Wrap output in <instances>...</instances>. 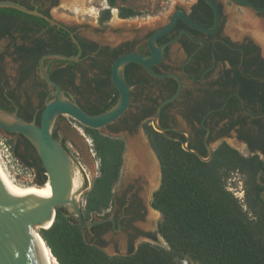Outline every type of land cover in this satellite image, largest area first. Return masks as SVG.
Segmentation results:
<instances>
[{"label": "trees", "instance_id": "obj_1", "mask_svg": "<svg viewBox=\"0 0 264 264\" xmlns=\"http://www.w3.org/2000/svg\"><path fill=\"white\" fill-rule=\"evenodd\" d=\"M14 1L26 4V0ZM107 1L110 8L119 7L123 18L139 13L132 7L119 6V0ZM108 18L109 10L102 19ZM59 32L41 16L0 7V40L9 39L7 53L19 63L17 84L32 77L35 81L42 54H76L77 49L67 51L68 41H59ZM0 59H4V54H0ZM66 70L59 67L52 72V77L80 93L74 79L60 78ZM251 90L245 88V92ZM14 97L15 92L8 89V83L0 82V107L13 111L11 98ZM24 119L32 121V116L24 114ZM83 128L91 137L99 160V173L84 195L82 211L87 222L108 215L124 166L126 141L101 129L84 125ZM145 130L161 163V183L153 194L152 206L162 213V220L157 232L142 233L153 241L160 234L167 246L153 241L135 245L131 240L126 253L111 254L100 234L103 224L85 228L75 211L62 207L57 209L49 228H40L59 264H182L185 259L200 264H264V158L258 153L245 155L223 142L211 160L204 161L195 152L186 150L174 136L159 132L149 124ZM17 138L15 142L10 139L16 156L34 171L36 182L43 183L47 175L35 146L20 133ZM235 172L245 177L247 209L227 186L230 175Z\"/></svg>", "mask_w": 264, "mask_h": 264}, {"label": "flooded vegetation", "instance_id": "obj_2", "mask_svg": "<svg viewBox=\"0 0 264 264\" xmlns=\"http://www.w3.org/2000/svg\"><path fill=\"white\" fill-rule=\"evenodd\" d=\"M215 1L222 14L221 24L215 32L206 33L178 18L174 27L156 40L158 46H163L164 56L152 65L153 70L159 73L173 72L183 80V88L179 96L162 108L159 117L161 125L177 128L180 131L166 130L162 133L181 140L182 146L187 141L189 146L198 149L201 153L205 152V156L209 155L207 145L213 148L214 155L219 145L227 142L245 155L258 153L264 158L263 47L251 33L245 32L237 40L225 34L224 2ZM225 1L246 8L264 22V12H254L247 4L235 0ZM251 1L260 6L264 5V0ZM59 2L60 0H26L25 4L31 9L42 11L56 21L53 23L44 18L50 26L60 30V42H69L67 51L72 52L77 49L76 54L66 55H78V59L45 58L47 71L52 77V72L59 67L68 69L60 75V78L63 81L74 79V85L82 93L85 87L87 89L84 97H75L81 106L87 110H106L112 107L120 96L112 77L114 61L128 52L150 55L149 37L166 23L150 30L142 37L135 36L117 45H111L81 35L76 25L54 18L51 9ZM179 9L185 10L189 17L198 23L206 26H212L214 23V11L206 0H191L189 9L177 5L170 17ZM174 45H177V51H181L182 55L171 56ZM40 57L36 67L37 77L35 81L33 80L38 88V102L34 104L29 97L21 100L15 93V97L11 98L13 111L6 110L17 113L23 118L24 114H29L35 123L39 116L37 124H40L42 111L45 104L53 98L52 92L55 89L40 75ZM124 74L130 85V105L119 119L101 130L122 137L124 133L132 134L142 128L147 135L146 124L153 126L152 119L159 104L177 91L178 80L173 76L156 77L144 65L137 62L128 63L124 68ZM52 78L60 83L66 92L74 96L73 86L64 87L61 82ZM247 87L252 88L251 92H245ZM56 122L53 133L72 155L66 139L58 133ZM15 135L19 136V133ZM228 139H233L234 145ZM216 142L219 144L214 147L213 144ZM241 149L246 150L247 154ZM35 177L37 180L36 174ZM117 185L114 188L112 203L107 209L108 215L104 218L97 217L94 221H102L94 225L103 224L100 228L102 238L105 239V235L109 233H122L129 244L131 240L135 241L136 238L145 236L142 232H152L143 230L138 223L145 219L149 207L157 210L152 206V199L158 188L142 194L144 186L141 183L130 184L125 188H118ZM80 187L86 188L87 182L85 181ZM67 207L73 211L69 206Z\"/></svg>", "mask_w": 264, "mask_h": 264}, {"label": "water", "instance_id": "obj_3", "mask_svg": "<svg viewBox=\"0 0 264 264\" xmlns=\"http://www.w3.org/2000/svg\"><path fill=\"white\" fill-rule=\"evenodd\" d=\"M214 11V23L206 26L191 19L183 9L177 10L168 20L166 25L156 30L148 40L151 54L140 52H128L119 56L112 66L113 81L120 92L118 101L110 108L99 112L90 113L86 111L75 97L66 92L60 83L55 81L48 73L44 64L47 57L61 59H78V55H66L63 53H47L40 57L39 72L43 79L55 89L53 98L45 104L41 114L40 124L28 121L17 113H11L0 107V130L8 133H20L24 135L35 146L37 153L45 169L47 179L43 183H35L43 186L47 182L51 186V196L47 200H40L31 195L19 194L9 183L0 177V264H48L44 256L39 239L45 241L39 228H49L55 221L58 208L69 206L76 212L81 226L90 228L101 222H84L82 206L76 196L81 187L75 188V177L77 174L75 160L66 147L54 135V124L59 115H70L82 125L102 129L115 122L128 109L131 102L130 85L124 74L125 66L130 62L144 65L148 71L156 77L173 76L178 80L177 91L161 101L156 114L153 116V127L158 131L174 130L173 127H164L159 121L162 108L169 102L175 100L182 88L183 80L173 72L159 73L153 70L152 65L159 62L164 56L163 46H158L156 40L159 36L169 32L178 18L194 28L206 33L215 32L221 24V10L215 0H206ZM247 4L254 12H264V5L260 6L251 0H235ZM0 7H13L24 12L41 16L55 23L42 11L14 0H0ZM76 40V38H74ZM209 155L204 156L198 149L183 144L186 150L195 152L202 160L208 161L213 155V148L207 145ZM86 180V179H85ZM38 203L39 206L34 203ZM39 236V237H38ZM46 242V241H45Z\"/></svg>", "mask_w": 264, "mask_h": 264}, {"label": "rangeland", "instance_id": "obj_4", "mask_svg": "<svg viewBox=\"0 0 264 264\" xmlns=\"http://www.w3.org/2000/svg\"><path fill=\"white\" fill-rule=\"evenodd\" d=\"M222 1L224 2L225 11L224 33L229 35L233 40L239 39L245 32L250 33L246 30L242 31L239 26L242 22V18L245 16L244 13L247 11L246 8H240L235 3H230L225 0ZM190 2L191 0H119V6H129L139 12L138 15L123 18L120 16L119 7L110 8L107 0H87L82 6V11H76L70 7V3H67L65 0H60L59 4L51 9V13L53 17L58 20L76 25L81 35L94 38L103 43L117 45L121 41L132 39L135 36L142 37L150 30L167 23L177 5L189 9ZM92 7H95L96 10L91 11L90 9ZM114 9H116V13ZM107 10H109V18L104 21L102 17ZM259 19L261 20V18ZM122 22H125V25L122 24ZM235 28L238 29V32L234 31ZM9 43L10 41L8 38L0 40V54H4V59H0V82H7L8 89H13L21 100H25L29 97L33 103L36 104L38 102V88L33 83V79L28 78L20 84H17L19 63L13 56L7 53ZM177 55H182V52H178L177 45H174L171 49V56L175 57ZM86 90L85 87L83 93L74 92V97H84L86 95ZM56 125L59 135L66 139V143L72 151L77 177L80 180L79 186L85 183V181L87 182V187L82 188L76 196L80 205L84 206L85 192L99 173V160L96 156L92 140L85 132L80 122L70 115L64 114L57 119ZM122 137L126 140L127 149L124 166L117 187L125 188L130 184L141 183L144 186L142 194L156 190L161 183L160 161L151 146L148 136L142 128H139L132 134H122ZM11 138L14 142L18 140L16 135L9 136L8 133L0 130V164L2 168L15 182L25 186L36 185L34 171L27 167L16 156L13 150V144L10 142ZM228 140L234 145L233 139ZM138 144L147 147L148 153H151L156 163L158 176L153 186L149 184L146 177L140 175L135 170L134 165L132 168L129 167L133 157L132 149ZM218 144L219 142H216L213 146L216 147ZM20 151H23V146H20ZM242 151L247 154L246 150ZM244 180L245 177L240 172L232 173L228 179L227 186L229 190L242 201L244 208L247 209L246 186ZM161 220L162 213L159 210H154L149 207L145 219L139 222L138 225L145 231L157 232ZM105 239L107 241L105 248L109 253L123 254L127 252L128 239L122 233L106 234ZM142 241L153 240L146 236H140L135 239L134 243L138 245ZM153 242L161 246H167L166 241L160 234H158V240ZM182 264L200 263L187 260L186 263L182 261Z\"/></svg>", "mask_w": 264, "mask_h": 264}, {"label": "bare ground", "instance_id": "obj_5", "mask_svg": "<svg viewBox=\"0 0 264 264\" xmlns=\"http://www.w3.org/2000/svg\"><path fill=\"white\" fill-rule=\"evenodd\" d=\"M65 1L67 3H70V7L75 9L76 11H82V9H83L82 6L85 4V2L87 0H65ZM90 10L95 11L96 8L92 7ZM114 12L116 13V9H114ZM244 15H245L244 18H242V22L239 25L240 29L242 31L246 30V31L250 32L251 34H253L255 39H257L258 42H260V44L262 45L263 53H264V22L261 21L259 18H257L256 15L253 14L251 11L247 10L244 13ZM122 24L125 25V22H122ZM234 31L238 32V29L235 28ZM132 153H133V157L131 159L129 167L132 168V166L134 165L135 170L140 175L146 177L149 184L151 186H153V184L156 183L155 180L157 179L158 172H157L156 163H155L151 153H148V149L146 146H142L140 144L134 146V148L132 149ZM0 177L3 180H5L7 183H9L21 195L22 194L31 195V196H34L36 198H39L40 200H47L51 196V186H50L49 182H47L43 186H38V185H34V184L28 185V186L21 185V184L15 182L13 179H11V177L7 174V172H5V170L2 168L1 164H0ZM79 181L80 180L76 174L75 188L80 187ZM32 203L39 206L38 203H35V202H32ZM39 240H40L42 250H43V253H44V256L46 258L47 263L48 264H58L59 263L58 260L53 255V253H52L50 247L47 245V243L45 241H43L42 239H39Z\"/></svg>", "mask_w": 264, "mask_h": 264}, {"label": "built area", "instance_id": "obj_6", "mask_svg": "<svg viewBox=\"0 0 264 264\" xmlns=\"http://www.w3.org/2000/svg\"><path fill=\"white\" fill-rule=\"evenodd\" d=\"M183 261L186 263L187 260L185 259V260H183Z\"/></svg>", "mask_w": 264, "mask_h": 264}]
</instances>
